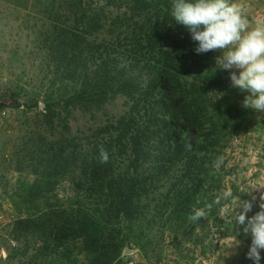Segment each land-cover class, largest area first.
<instances>
[{
	"label": "trees",
	"instance_id": "obj_1",
	"mask_svg": "<svg viewBox=\"0 0 264 264\" xmlns=\"http://www.w3.org/2000/svg\"><path fill=\"white\" fill-rule=\"evenodd\" d=\"M55 2L42 13L48 28L40 48L55 88L43 101L42 122L54 131L62 126V138L32 149L37 180L24 194L56 197L69 179L76 195L70 205L20 217L13 235L25 238L34 264H66L72 246L87 264H123V252L140 241L125 229L154 222L156 212L185 227L194 209L206 211L219 197L215 162L250 109L218 67L219 52L194 51L170 15L172 0ZM118 97L129 109L115 123L85 140L67 138L73 112L94 114Z\"/></svg>",
	"mask_w": 264,
	"mask_h": 264
},
{
	"label": "rangeland",
	"instance_id": "obj_2",
	"mask_svg": "<svg viewBox=\"0 0 264 264\" xmlns=\"http://www.w3.org/2000/svg\"><path fill=\"white\" fill-rule=\"evenodd\" d=\"M55 1L0 0V106L4 104L0 107V264H34V253L27 249L25 238L19 240L13 235L14 223L52 206L70 205L76 195L69 179L58 186L56 197L49 193L40 199H27L24 194L37 180L31 167L32 149L44 139L51 142L62 138V126L54 131L42 122L43 101L55 90L50 88L48 59L40 48L41 32L48 28V19L42 13L51 4L57 6ZM232 2L242 6L251 27L264 24V0ZM221 56L222 53L217 55L219 59ZM211 90L212 98L219 99V91ZM245 95L235 88L234 96L241 102ZM16 102L21 106L17 107ZM35 102L38 107H33ZM128 109V101L118 97L94 114L75 111L68 119L67 138L85 140L115 123ZM221 152L217 187H221L222 200L218 204L209 202L212 207L206 210V216L185 227L172 225L167 215L159 217L156 212L154 222L149 216L133 232L125 229L130 238L132 233H139L140 241L127 247L129 253L127 249L123 252V264H254L246 257L251 238L237 235L234 213L240 200L252 201L248 216L260 210L259 196L264 191L258 189L264 188V113L250 109L239 133ZM225 192L231 195L225 197ZM71 253L66 264H87L85 254L73 246ZM261 257L260 264H264V250Z\"/></svg>",
	"mask_w": 264,
	"mask_h": 264
},
{
	"label": "clouds",
	"instance_id": "obj_3",
	"mask_svg": "<svg viewBox=\"0 0 264 264\" xmlns=\"http://www.w3.org/2000/svg\"><path fill=\"white\" fill-rule=\"evenodd\" d=\"M170 15L176 25L187 29L197 54L222 53L218 67L230 70L231 86L246 93L242 107L264 113V24L251 27L242 6L232 0H172ZM108 159L107 152L101 148L100 162L107 163ZM222 162L218 158L214 166L219 168ZM223 195L227 197L231 193ZM259 200L260 210L254 215L248 216L253 208L249 200H240L234 213L237 235L251 238L246 257L254 264H260L264 250V191ZM219 202V197L213 201ZM211 207L206 205L208 210ZM205 216L204 208L194 209L190 219L197 221ZM239 243L237 240L236 245Z\"/></svg>",
	"mask_w": 264,
	"mask_h": 264
},
{
	"label": "water",
	"instance_id": "obj_4",
	"mask_svg": "<svg viewBox=\"0 0 264 264\" xmlns=\"http://www.w3.org/2000/svg\"><path fill=\"white\" fill-rule=\"evenodd\" d=\"M126 252H127V253H129V252H130V250H129V249H127V250H126Z\"/></svg>",
	"mask_w": 264,
	"mask_h": 264
}]
</instances>
